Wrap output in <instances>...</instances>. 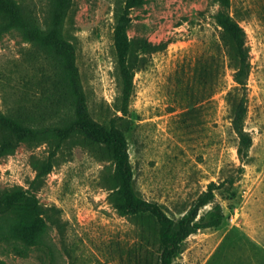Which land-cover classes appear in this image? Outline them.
I'll use <instances>...</instances> for the list:
<instances>
[{
	"label": "rangeland",
	"instance_id": "obj_1",
	"mask_svg": "<svg viewBox=\"0 0 264 264\" xmlns=\"http://www.w3.org/2000/svg\"><path fill=\"white\" fill-rule=\"evenodd\" d=\"M44 19L46 0H21ZM217 0H70L65 29L92 116L125 132L133 185L144 198L178 219L210 181L236 175L216 190L221 225L200 229L183 242L181 264H264V0H231L230 14L243 26L248 49V156L238 152L228 92L236 85V60L215 21ZM125 11L127 33L145 63L133 74L128 110L118 108L116 15ZM142 42L158 50L143 52ZM31 44L14 29L0 32V110L38 99V62ZM33 55V56H32ZM1 132V130H0ZM1 135V134H0ZM0 154V199L14 188L28 200L2 202L7 221L0 236V264H136L156 248L155 223L115 206L108 178L111 148L82 135L36 143L17 141ZM233 191V194L228 192ZM210 208L204 206L203 213ZM1 224V223H0Z\"/></svg>",
	"mask_w": 264,
	"mask_h": 264
},
{
	"label": "trees",
	"instance_id": "obj_2",
	"mask_svg": "<svg viewBox=\"0 0 264 264\" xmlns=\"http://www.w3.org/2000/svg\"><path fill=\"white\" fill-rule=\"evenodd\" d=\"M219 9L214 15L215 21L224 31L228 51L236 60L233 78L236 85L228 92V101L232 107V128L239 137L238 152L242 160L248 156L252 136L244 129L247 113L246 76L248 73V54L246 33L243 26L229 12L231 0H217ZM70 0H46L44 19L21 0H0V32L14 29L24 41L31 44L33 55L41 61L34 67L40 77L36 83L39 97L31 104L20 102L6 110H0V154L14 150L13 138L17 141L36 143L42 140L58 139L77 134L97 144L108 145L113 153L115 168L110 170L108 178L113 189L112 200L123 214H134L148 223L156 225L158 240L156 248L141 251L136 264H181L176 258L184 240L200 229L217 227L222 224L225 213L221 202L216 200V190L226 183L230 188L240 178L243 167L236 175L221 182L210 181L181 214L178 219L168 215L162 205L142 197L134 188L133 172L130 162L128 143L124 130L112 118L109 125L96 120L88 105L87 95L82 83L76 61V47L65 29V21ZM129 19L125 11L116 15L115 22V61L119 82V110L126 113L133 92V74L144 67L145 58L135 52L133 41L127 33ZM141 51L158 50L162 45L151 46L142 42ZM32 55V56H33ZM233 194V191L228 189ZM2 202L23 203L28 200L26 191L14 188L4 192ZM210 205L201 213L200 210ZM31 212V211H30ZM19 216V221L5 217L0 221V236L7 233L2 228L7 221L18 222L19 226H29L33 230L32 213ZM54 264V263H52Z\"/></svg>",
	"mask_w": 264,
	"mask_h": 264
}]
</instances>
